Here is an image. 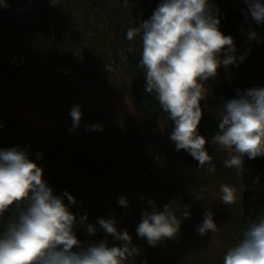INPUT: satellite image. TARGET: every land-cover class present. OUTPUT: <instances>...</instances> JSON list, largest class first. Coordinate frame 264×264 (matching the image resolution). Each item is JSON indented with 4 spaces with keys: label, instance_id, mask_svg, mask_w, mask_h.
<instances>
[{
    "label": "trees",
    "instance_id": "trees-1",
    "mask_svg": "<svg viewBox=\"0 0 264 264\" xmlns=\"http://www.w3.org/2000/svg\"><path fill=\"white\" fill-rule=\"evenodd\" d=\"M209 2L219 9L220 30L234 39L235 55L247 53L243 62L222 65L205 82L208 96L201 101L198 131L208 141L214 172L208 165L199 168L187 151L176 150L169 138L174 124L145 88L141 39L126 38L160 0H62L56 5L51 0H0V149H25L55 195L67 191L75 197V205L67 197L64 203L78 218L87 214L85 224L98 229L90 235L78 226L82 243L120 245L97 223L98 218H115L139 250L129 264H223L249 220L264 213V156L245 158L237 174L224 166L226 151L211 144L224 102L237 98V89L264 87V24L246 14L244 0ZM250 28L256 39H249ZM120 93L128 95L132 116L114 110ZM26 105L30 114L51 119L53 125L31 127L17 111ZM76 105L82 118L69 131ZM105 106L108 112L102 111ZM91 125L102 131L90 130ZM222 184L236 188L238 203L223 204ZM201 189L203 199H197ZM122 196L127 207L118 203ZM149 200L158 210L176 201L181 211L187 206L190 212L177 236L156 246L136 232L142 213L153 210ZM206 211L212 212L217 231L201 235L197 229ZM9 218L6 213L3 221Z\"/></svg>",
    "mask_w": 264,
    "mask_h": 264
},
{
    "label": "clouds",
    "instance_id": "clouds-1",
    "mask_svg": "<svg viewBox=\"0 0 264 264\" xmlns=\"http://www.w3.org/2000/svg\"><path fill=\"white\" fill-rule=\"evenodd\" d=\"M62 0H51L53 5ZM247 13L256 24H264V0H244ZM127 0H125V4ZM219 9L209 0H160L153 14L136 27L128 29L126 38L140 37L139 67L144 70L146 91L154 94L159 106L174 124L170 140L177 151H187L198 161V167L208 165L214 172L212 156L206 150L208 141L199 134L203 116L201 101L207 99L205 82L217 76L223 65L243 62L247 53L237 57L234 39L220 30ZM257 33L249 29V39ZM132 51V47L129 48ZM237 98L223 104L218 117V130L211 138L227 153L224 166L237 174L244 170L245 158L264 156V87L237 89ZM73 131L79 126L82 112L79 105L70 110ZM90 130H101L91 125ZM40 155L39 153L37 154ZM197 199H203V192ZM221 201L226 206L238 203L235 187L220 185ZM76 199L65 191L62 196L43 179V169L29 158L25 149H0V264H129L139 250L132 243L127 229H118L115 218H98L99 228L120 241L109 246L107 240L82 243L78 226L95 235L97 227L85 224L87 214L77 217L64 203ZM118 203L127 207L126 197ZM144 211L136 228L140 238L150 246L177 236L182 219L188 218L187 206L176 201L165 204L163 210L154 206ZM6 213L10 218L3 221ZM177 213H180L178 216ZM199 234L217 231L211 211L204 213L198 226ZM223 264H264V213L249 220L238 242L223 257Z\"/></svg>",
    "mask_w": 264,
    "mask_h": 264
},
{
    "label": "rangeland",
    "instance_id": "rangeland-1",
    "mask_svg": "<svg viewBox=\"0 0 264 264\" xmlns=\"http://www.w3.org/2000/svg\"><path fill=\"white\" fill-rule=\"evenodd\" d=\"M253 79H255V80L258 79L257 74H253ZM96 106L98 108L101 107L100 104H96ZM107 109H108V107L105 106L102 108V111L108 112L109 110H107ZM114 110L118 113H122V114L125 113L128 116H132L133 112L131 109L130 100H129V97L126 93H120L119 94L117 102L114 104ZM17 111H18L20 117L23 118L25 120V122L27 124H29L31 127L45 128V127H50L53 125V122L51 121V119H44V118H41L39 115L35 116V115L30 114V113H32L31 107L28 105L22 106V108H19Z\"/></svg>",
    "mask_w": 264,
    "mask_h": 264
}]
</instances>
